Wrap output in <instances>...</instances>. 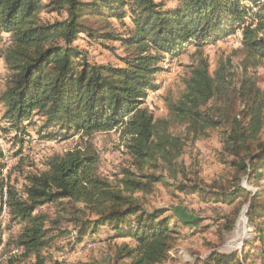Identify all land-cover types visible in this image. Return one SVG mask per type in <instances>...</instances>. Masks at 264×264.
I'll list each match as a JSON object with an SVG mask.
<instances>
[{
	"label": "trees",
	"instance_id": "trees-1",
	"mask_svg": "<svg viewBox=\"0 0 264 264\" xmlns=\"http://www.w3.org/2000/svg\"><path fill=\"white\" fill-rule=\"evenodd\" d=\"M168 3L0 0V58L7 71L0 98L12 127L19 130L21 123L35 116L42 120L41 128L49 129L43 137L58 141L71 138L73 132L91 136L120 127L123 136L130 138L126 146L133 157L134 171L123 168L122 186H113L101 176L100 158L88 147L54 155L46 170L27 177L28 185L20 195L2 176L7 163L0 152V216L4 209L8 211L21 226L18 245L37 258L56 237L74 234L78 244L106 225L115 233L113 238L133 241V246L120 247L118 260L165 264L180 231L201 222L200 218H162L166 209L145 207L141 195L153 193L159 183L169 186V179L176 189L195 191L206 202L228 203L243 196L257 233L249 246L264 243V190L252 194L242 187L248 176L264 170V89L248 73L247 65L237 80L228 78L224 67L212 72L205 53L206 45L240 32L238 50L247 64L264 67V0H178L173 8ZM52 13L65 17L51 23L44 15ZM94 19L101 20L103 27H96ZM114 20L129 27L126 36H116ZM80 33L94 42L117 39L124 48L125 66L89 63L87 53L76 46ZM189 45L195 48V63L185 81L183 100L167 104L170 122L188 123L195 133L219 131L220 156L232 170L229 191H207L202 184L185 186L179 178L187 176L175 155L165 154V146L153 149L161 121L149 107L148 97L159 88L156 77L163 69L157 64L164 54L178 55ZM210 101L215 109L200 111L201 104ZM156 153L162 155V162ZM148 166L151 169L145 173ZM49 205L61 207L63 215L52 219L43 211ZM64 220L71 223L70 231L61 229ZM232 224L225 226L231 230ZM2 235L0 224V246ZM236 260L215 254L210 264H240Z\"/></svg>",
	"mask_w": 264,
	"mask_h": 264
},
{
	"label": "rangeland",
	"instance_id": "rangeland-1",
	"mask_svg": "<svg viewBox=\"0 0 264 264\" xmlns=\"http://www.w3.org/2000/svg\"><path fill=\"white\" fill-rule=\"evenodd\" d=\"M177 5L178 0H169L168 6L173 8ZM44 17L47 21L55 23L61 21L65 15L52 13ZM125 20L131 27L128 17ZM94 21L96 27H103L101 20L94 19ZM112 23L117 37L127 35L128 26L122 25L117 20ZM241 39V33L238 32L206 45L205 53L211 71L224 67L226 76L237 80L243 77L247 65L248 73L255 75L259 87L264 89V67L262 64L258 66L247 64L245 55L238 50ZM76 46L87 53L91 64H110L118 68L125 66L121 60L125 57L124 48H121V42L117 39L94 42L86 33H80ZM193 53L195 48L189 45L178 55L164 54L165 58L157 64L163 69L156 77L159 88L151 90L148 97L149 107L155 118L161 121L160 134L155 139L153 149H162L165 146V154L166 151H170L175 155L176 161L182 165L187 176L184 179L179 178L185 186L202 184L207 191L225 192L233 187V180L232 170L220 156L219 131L207 129L206 134L195 133L190 130L188 123L182 124L178 120L170 122L172 116L167 104L183 100L182 97L187 91L185 81L189 79L192 64L195 63L192 58ZM6 76L7 71L0 58V94L4 90ZM185 101L189 105L187 99ZM215 105L213 101L208 105L201 104L200 111L210 113L215 109ZM4 113V104L0 98V152L3 153L4 161L7 163L2 176L5 182L15 186L20 195H23L28 185L27 177L46 170L47 162L51 157L62 155L78 147H88L99 156L100 174L113 186L121 185L123 168L134 171L132 153L126 146L130 138L123 136L120 127L94 133L91 136L73 132L71 138L58 141L43 137L49 129L41 128L43 122L39 118L32 116L29 121L21 123L18 130L7 121ZM156 155L159 163L162 162V155L157 153ZM149 169L150 166L144 172ZM164 174L166 175L167 172L165 171ZM167 181L170 183L169 186L159 183L153 193L141 195L145 207L149 211L166 209L162 218L176 216L185 221L200 218L201 222L197 226L186 227L180 231L177 243L169 253L165 264H210V259L215 254L237 259L240 264H250V262L264 264V243L257 241L249 246V242L257 233L249 222L247 215L249 202H244L243 196L228 203L222 201L215 203L213 200L206 202L195 191L188 193L176 189L171 185L173 179ZM242 187L252 194L261 193L264 190V170L251 178L248 176L243 181ZM241 204H243L242 211L237 216ZM60 208L49 205L43 208V211L52 219H56L59 215H63ZM232 222L233 228L231 230L226 228L225 225L230 226ZM0 224L3 230L0 264H126L130 262L129 259L120 261L117 256L120 247L133 246V241L128 237L113 238L115 233L110 226H103L97 233H91L78 244L74 241V234L56 237L37 258L35 253L27 252L18 245L21 226L12 221L5 209L0 216ZM61 229L70 231L71 223L62 221Z\"/></svg>",
	"mask_w": 264,
	"mask_h": 264
},
{
	"label": "bare ground",
	"instance_id": "bare-ground-1",
	"mask_svg": "<svg viewBox=\"0 0 264 264\" xmlns=\"http://www.w3.org/2000/svg\"><path fill=\"white\" fill-rule=\"evenodd\" d=\"M244 218V217H243ZM244 222V221H243ZM241 225V224H240ZM241 227V226H240ZM239 231H241V230H239ZM236 242V241H235Z\"/></svg>",
	"mask_w": 264,
	"mask_h": 264
},
{
	"label": "built area",
	"instance_id": "built-area-1",
	"mask_svg": "<svg viewBox=\"0 0 264 264\" xmlns=\"http://www.w3.org/2000/svg\"><path fill=\"white\" fill-rule=\"evenodd\" d=\"M6 210V209H5Z\"/></svg>",
	"mask_w": 264,
	"mask_h": 264
}]
</instances>
